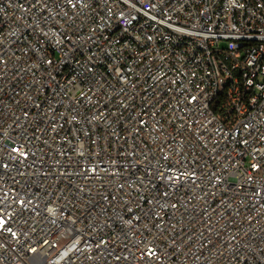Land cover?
<instances>
[{
	"label": "built area",
	"instance_id": "1",
	"mask_svg": "<svg viewBox=\"0 0 264 264\" xmlns=\"http://www.w3.org/2000/svg\"><path fill=\"white\" fill-rule=\"evenodd\" d=\"M0 264H264V0H0Z\"/></svg>",
	"mask_w": 264,
	"mask_h": 264
}]
</instances>
